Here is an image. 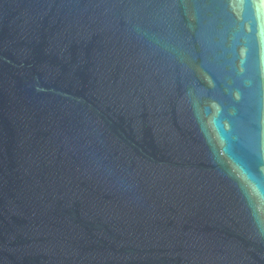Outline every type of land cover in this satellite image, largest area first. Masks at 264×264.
<instances>
[{
	"label": "water",
	"instance_id": "water-1",
	"mask_svg": "<svg viewBox=\"0 0 264 264\" xmlns=\"http://www.w3.org/2000/svg\"><path fill=\"white\" fill-rule=\"evenodd\" d=\"M0 264H264V0H0Z\"/></svg>",
	"mask_w": 264,
	"mask_h": 264
}]
</instances>
